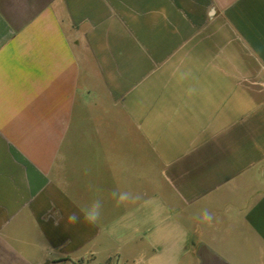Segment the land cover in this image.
Wrapping results in <instances>:
<instances>
[{"label":"crops","instance_id":"0c3cea01","mask_svg":"<svg viewBox=\"0 0 264 264\" xmlns=\"http://www.w3.org/2000/svg\"><path fill=\"white\" fill-rule=\"evenodd\" d=\"M0 264H264V0H0Z\"/></svg>","mask_w":264,"mask_h":264},{"label":"clouds","instance_id":"9594fccd","mask_svg":"<svg viewBox=\"0 0 264 264\" xmlns=\"http://www.w3.org/2000/svg\"><path fill=\"white\" fill-rule=\"evenodd\" d=\"M113 198L116 200L117 205L123 204L128 201L131 196L128 192H116L112 193ZM102 202L99 199L93 200L89 206L80 209L78 212H72L67 217L68 225H75L77 223H87L91 225L97 224L101 217ZM200 219L202 221L210 222L212 219V214L207 210L201 214Z\"/></svg>","mask_w":264,"mask_h":264}]
</instances>
